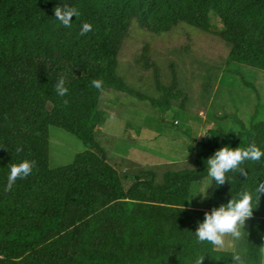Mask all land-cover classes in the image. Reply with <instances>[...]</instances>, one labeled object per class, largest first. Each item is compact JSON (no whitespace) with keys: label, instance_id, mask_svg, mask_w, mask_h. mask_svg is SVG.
<instances>
[{"label":"trees","instance_id":"16d2710c","mask_svg":"<svg viewBox=\"0 0 264 264\" xmlns=\"http://www.w3.org/2000/svg\"><path fill=\"white\" fill-rule=\"evenodd\" d=\"M65 5L81 13L70 28L54 15ZM85 22L93 29L80 36ZM232 64L264 70V0H0V264H195L204 254L203 264H230L236 252L264 264V196L233 250L194 235L206 211L264 180V157L245 162L247 178L228 173L224 185L213 181L209 198L188 200L205 185L206 160L217 149L264 151L258 108L236 129L213 124L197 133L216 74ZM196 69L215 75L192 86L199 102L191 107L183 74ZM240 76L263 93L264 83ZM60 78L64 97L55 90ZM96 79L102 89L92 86ZM122 94L147 100L161 131L169 111L186 116V128L172 134L182 142L180 159L108 156L96 138L107 116L101 102ZM50 126L85 148L51 164ZM24 160L35 161L32 174L5 191L10 166Z\"/></svg>","mask_w":264,"mask_h":264},{"label":"rangeland","instance_id":"374dc122","mask_svg":"<svg viewBox=\"0 0 264 264\" xmlns=\"http://www.w3.org/2000/svg\"><path fill=\"white\" fill-rule=\"evenodd\" d=\"M162 43L161 41L160 44ZM236 70L238 73L235 72ZM195 71L190 70L189 73L183 74L190 84L189 89L193 85H199L198 83H200V79H204V75L205 82L211 79L209 74L215 75L213 73L206 75L200 69ZM216 75L217 82L212 89L209 104L199 113L202 117L207 115L208 120L201 131L197 133L204 134L205 129L213 124L215 129H236L239 127L238 120L245 124L248 123L256 108L258 110L255 113V118L264 119V89L259 97L256 96L253 90L243 84L240 76L244 75L246 79L255 82L258 87H263L264 70L253 69L242 64H232L230 69L223 67ZM106 93L104 94L106 95ZM190 93L189 106L196 107L195 104H198L199 98L195 95L198 91L192 87ZM121 97L123 98L121 99ZM101 104L107 116L105 122L97 129L96 138L109 157L136 158L144 163L162 162L182 157V151H184L181 148L182 142L172 134L175 130L186 128L187 118L183 113H177L176 116H173V111L166 113L167 131H161L154 119L155 110L150 107L147 100L122 94L119 99L102 101ZM193 112L192 117L196 119L195 114L198 111L194 110ZM173 118H176L179 124L172 125ZM49 140L50 163L53 165L69 162L76 152L85 148L84 144L71 133L55 126L49 127ZM235 243L236 241L228 238L223 249L233 250Z\"/></svg>","mask_w":264,"mask_h":264},{"label":"clouds","instance_id":"9594fccd","mask_svg":"<svg viewBox=\"0 0 264 264\" xmlns=\"http://www.w3.org/2000/svg\"><path fill=\"white\" fill-rule=\"evenodd\" d=\"M55 19H57L64 27H72V17L78 18L81 13L78 8L73 6H57L54 8ZM92 24L83 23L80 28L79 35L84 36L91 32ZM92 86L96 89H102L103 81L100 79L93 80ZM58 96L64 97L68 93L65 86V80L60 78L55 85ZM64 104L68 101L64 100ZM22 148L17 147L16 152L20 153ZM264 157V151L255 144L247 147L231 148L227 145L217 149L213 155L207 158V181L202 188L194 187L192 197L199 195L201 199H207V189L212 187L213 181L217 187L229 182L228 173L247 178L248 172L243 166L245 162H259ZM35 167V161L24 160L18 164L10 166V173L7 177L5 191H11L13 185L18 179L27 178L32 174ZM264 196V180H260L258 184L251 190H243L236 197H231L226 204L214 207L210 212L204 213L202 222H198V226L194 232L196 242L200 244L207 243L215 249H223L226 241L230 238L232 241H242L246 238L247 233L244 231L246 221L253 217V212L259 207L260 198ZM184 207V205H183ZM183 210V209H182ZM264 252V248L261 249ZM204 255L195 260V264H203ZM217 260L222 257H213ZM230 264H247V256L244 253L236 252L231 257Z\"/></svg>","mask_w":264,"mask_h":264}]
</instances>
